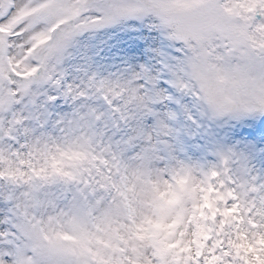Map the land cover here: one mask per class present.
I'll use <instances>...</instances> for the list:
<instances>
[{
    "label": "snow or ice",
    "instance_id": "6c2138e0",
    "mask_svg": "<svg viewBox=\"0 0 264 264\" xmlns=\"http://www.w3.org/2000/svg\"><path fill=\"white\" fill-rule=\"evenodd\" d=\"M0 264H264V0H0Z\"/></svg>",
    "mask_w": 264,
    "mask_h": 264
}]
</instances>
